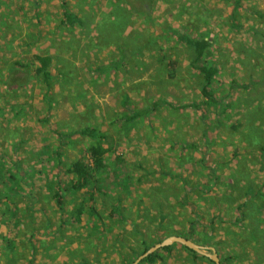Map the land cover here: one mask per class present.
Segmentation results:
<instances>
[{"label": "rangeland", "instance_id": "374dc122", "mask_svg": "<svg viewBox=\"0 0 264 264\" xmlns=\"http://www.w3.org/2000/svg\"><path fill=\"white\" fill-rule=\"evenodd\" d=\"M182 34L214 41L197 64L219 66L217 110ZM37 54L53 58L49 90ZM158 100L179 108L125 122ZM88 124L107 133V169L101 190L73 200L68 165L91 141L69 133ZM62 133L64 208L40 194ZM0 180V264H132L178 234L221 264H264V0H0ZM5 203L27 220L3 223ZM169 246L138 264H214Z\"/></svg>", "mask_w": 264, "mask_h": 264}, {"label": "trees", "instance_id": "16d2710c", "mask_svg": "<svg viewBox=\"0 0 264 264\" xmlns=\"http://www.w3.org/2000/svg\"><path fill=\"white\" fill-rule=\"evenodd\" d=\"M240 1V0H238ZM66 17L65 22L67 25L71 26L75 24L76 22L83 23L75 14H72L70 11H66ZM178 40L181 42H184L189 48L193 50L195 53L193 64L197 69L199 70L200 74L202 75L204 86L202 87V94H203V100L206 105L213 107V109L217 110L219 108V105L221 104V99H217L215 90L213 89V83L215 80V77L219 73V66L215 64H208V63H202L198 66L197 62L199 60L204 59L207 55L211 47L214 46L213 39H210L204 35H200L198 37H192L190 35H179ZM35 59L38 61V67L36 69V74L39 76V78L42 80V82L47 86V90L50 89V85L52 84V81L55 79V75L53 74L51 67L53 63V58L49 54H37L34 56ZM169 69H170V78H173L176 73L177 69V61L171 60L169 62ZM168 70V69H167ZM161 100V99H160ZM168 105L173 107H178L174 103L163 100L159 101L157 103H154V105L149 108H145L142 111L134 110L132 111V114H127L125 122H133L136 120V118H139L142 115H145L147 113H150L152 110H156L159 105ZM188 106V105H187ZM185 106V107H187ZM192 107H196L195 104H192ZM179 108V107H178ZM227 108V106H224V110ZM73 133H79L84 137H88L90 139V144L87 146V154L89 155V158L84 159L80 158L77 160H74L72 163L68 165V171L69 174L72 176L70 180L72 181L70 187L66 189V192H70V196H72V199L74 197H77L76 195L78 192H81V194L86 195L90 192V190H94L96 187H98V190L102 189V180L99 177H102L103 171L107 169V162H106V154L110 151V147L106 146V136L107 133L105 131L100 130L98 126H93L91 124H88L86 126H83L79 129H74L71 133H69L70 137ZM68 134H60V146L57 147V149L54 151L53 158L57 160L56 164L53 165V171L54 174L52 177H47L45 183H44V194L48 196L52 201L55 202L56 207L64 208L63 204V194H61V181L59 179V168L61 165L64 164L62 159V153L61 148L67 144V141H65V138L69 136ZM192 146V145H190ZM31 171H33L31 169ZM51 180L50 182L47 180ZM19 181H23L22 179H19ZM0 182L3 183L2 180ZM10 182V181H9ZM19 182V183H20ZM34 195V202H37L39 199V195ZM91 198L93 196L91 195ZM114 212H116L119 208L118 205L115 204ZM2 210L3 220L2 222L5 223L7 220L8 222L11 221V218L16 219L15 226H17V223H22L27 220V212L25 210H22L16 203H5V207ZM70 211H68L71 214V208H69ZM86 207L84 206V203L81 202L79 205V211L77 214L73 213L75 216H77L78 221H80L81 216L85 213ZM39 211L42 214V217L45 219V224L51 223L50 220L47 218L46 210L45 209H39ZM29 220L35 215L34 213L29 214ZM36 216V215H35ZM10 225V223H7ZM65 224L71 225V221H66ZM179 235V234H178ZM181 235V234H180ZM186 237L185 235H181ZM188 238V237H186ZM196 243H199L194 240ZM189 250L194 251L193 249H190L189 247L185 246ZM164 249L170 248V246L163 247ZM149 249V248H148ZM147 250V248L143 251V253ZM157 251L150 254L149 256L145 257L144 260L148 261H155L157 256ZM212 262L216 264L213 260Z\"/></svg>", "mask_w": 264, "mask_h": 264}, {"label": "water", "instance_id": "95a60500", "mask_svg": "<svg viewBox=\"0 0 264 264\" xmlns=\"http://www.w3.org/2000/svg\"><path fill=\"white\" fill-rule=\"evenodd\" d=\"M173 243H180L184 246H187L190 249H193L194 251H196L197 253H200L202 255L209 257L216 264H221L219 255L216 252L215 248L204 247L203 245L196 243L192 239L186 238V237L181 236V235H171V236L165 238L164 240L156 243L155 245H153L149 249H147L144 253H142L132 264H138L145 257H147L150 254L158 251L159 249L166 247V246H169ZM208 250H210V251H208Z\"/></svg>", "mask_w": 264, "mask_h": 264}, {"label": "clouds", "instance_id": "9594fccd", "mask_svg": "<svg viewBox=\"0 0 264 264\" xmlns=\"http://www.w3.org/2000/svg\"><path fill=\"white\" fill-rule=\"evenodd\" d=\"M153 246V245H152ZM150 248V247H149Z\"/></svg>", "mask_w": 264, "mask_h": 264}]
</instances>
